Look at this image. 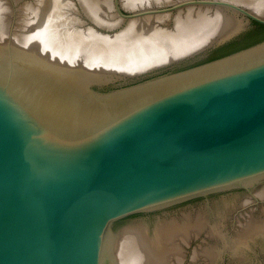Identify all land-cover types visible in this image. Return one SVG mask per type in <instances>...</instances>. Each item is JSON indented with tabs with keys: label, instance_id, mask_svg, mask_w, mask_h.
Segmentation results:
<instances>
[{
	"label": "water",
	"instance_id": "95a60500",
	"mask_svg": "<svg viewBox=\"0 0 264 264\" xmlns=\"http://www.w3.org/2000/svg\"><path fill=\"white\" fill-rule=\"evenodd\" d=\"M0 9L158 89L264 127V41L205 62L264 25V0H0Z\"/></svg>",
	"mask_w": 264,
	"mask_h": 264
},
{
	"label": "trees",
	"instance_id": "16d2710c",
	"mask_svg": "<svg viewBox=\"0 0 264 264\" xmlns=\"http://www.w3.org/2000/svg\"><path fill=\"white\" fill-rule=\"evenodd\" d=\"M254 24H257L259 28H257L255 31L247 32L244 35L231 41L230 43L220 47L205 62L216 60V59L231 55L233 53H236L238 51L244 50L246 48H249L251 46H254L258 43L263 42L264 41V25L256 23V22H254Z\"/></svg>",
	"mask_w": 264,
	"mask_h": 264
},
{
	"label": "flooded vegetation",
	"instance_id": "af4514ba",
	"mask_svg": "<svg viewBox=\"0 0 264 264\" xmlns=\"http://www.w3.org/2000/svg\"><path fill=\"white\" fill-rule=\"evenodd\" d=\"M257 28H259L258 25L253 23L252 26L246 32H244L242 35H244L247 32H250V31H255ZM242 35H240V36H242Z\"/></svg>",
	"mask_w": 264,
	"mask_h": 264
}]
</instances>
